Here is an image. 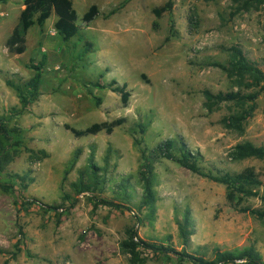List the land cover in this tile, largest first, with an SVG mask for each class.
Masks as SVG:
<instances>
[{"label": "rangeland", "instance_id": "1", "mask_svg": "<svg viewBox=\"0 0 264 264\" xmlns=\"http://www.w3.org/2000/svg\"><path fill=\"white\" fill-rule=\"evenodd\" d=\"M167 1L73 0L77 23L82 25L80 35L65 41L55 29L53 12L43 27H30L22 54L9 52L6 40L19 21L23 0L0 3V114L17 130L5 150L0 149V181L14 190L0 186V264L8 258V264H192L180 262L175 254L149 251L142 253L144 262L134 261L122 248L134 229L144 240L183 250L178 220L187 209L195 228L188 252L214 260L217 250L252 245L264 260V219L229 202L224 184L175 161H152L155 202L142 204L141 149L150 156L168 138H181L200 151L205 171L233 172L253 166L264 181V158L230 157L239 142L264 145V89L244 133L221 122L237 110L233 102H223L213 111L204 105L206 89L218 93L234 88L227 73L211 64H226L227 48L232 45H240L264 71V3L253 0L244 8L245 0H172V11L156 17L153 9ZM92 4L98 5L99 15L85 25L83 15ZM87 41L94 45L88 52ZM43 58L41 95L30 111L13 116L21 104L6 78L29 79L34 70L28 64ZM113 79L127 85L128 105L122 103L119 92L94 85L97 80L109 83ZM96 97L101 98L100 105ZM118 117L126 121L112 134L100 131L76 137L64 127L68 123L85 129ZM141 124L146 128L143 133ZM78 148V161L65 175ZM92 150L93 162L100 168L95 194L131 210L99 206L94 211L92 194L75 192L73 182L81 176L87 182L92 179ZM16 175L25 176V182ZM67 195L78 199L70 210L22 204L37 198L44 204L68 206ZM243 205L262 208L263 202L249 197ZM18 243L22 249L13 259L11 252Z\"/></svg>", "mask_w": 264, "mask_h": 264}, {"label": "trees", "instance_id": "2", "mask_svg": "<svg viewBox=\"0 0 264 264\" xmlns=\"http://www.w3.org/2000/svg\"><path fill=\"white\" fill-rule=\"evenodd\" d=\"M7 1L8 0H0V3ZM252 1L253 0H245L243 7H250ZM256 1L264 3V0ZM23 5L24 7L20 13L19 21L6 40V46L9 52L16 54L24 53L27 48L26 36L30 27L33 25L43 27L53 12L57 15V19L54 23L55 29L65 41H69L71 38L80 35L82 25L77 23L78 14L74 7L73 0H23ZM172 9L173 1L168 0L164 5L154 8L153 13L156 17H160L163 12L172 11ZM98 15V5L92 4L84 13L83 22L85 25H88L95 20ZM153 26H157L156 21H154ZM93 48V43L87 41L85 44V51L88 52L93 50ZM227 50L230 52V59L226 64L220 61H214L211 64L221 68L227 73V76L233 80L234 88L228 91H219L218 93L206 89L204 91L206 98L204 105L208 111H213L223 102H233L237 110L224 116L221 122L228 129L244 133L245 123L253 115L256 109V100L264 89V86H260L261 83L264 82V71L255 60L247 56L240 45H232L227 48ZM28 67L34 70L33 76L29 79L24 80L19 77L17 80H14L12 78H6V84L15 90L21 104V107L14 111L13 116L30 111L32 104L38 100L41 95L45 59H41L38 63L32 61L28 64ZM94 85L96 87L108 88L112 91L119 92L121 94L122 103L125 106L128 105L131 92L127 90L126 84H119L117 80L113 79L109 83H103L97 80ZM255 87L260 88L249 91V89ZM96 104H101V98L96 97ZM125 121V117H118L111 121L95 122L85 129H77L68 123H65L64 127L70 130L76 137H82L85 135L97 134L100 131L112 134L114 129L122 125ZM139 129L142 133L146 130L143 124L139 126ZM14 131L17 130L10 128L4 116L0 114V149L5 150L6 143L13 139ZM134 142L140 147V139L135 137ZM16 145H18V142ZM141 152L144 160L142 164V173L145 182L143 205L155 202V192L152 182V161L158 158H167L177 162L194 173L224 184L226 187V198L229 202L239 206L243 212H248L260 219H264V193H262L261 190L264 188V181L261 179V174L253 166H248L241 171L233 172L224 170H217L216 172L205 171L200 163L203 159V154L200 151L192 150L181 138H168L159 142L152 150L150 156H146L144 149H141ZM80 154L81 149H76L70 160V167L65 170V175H68L70 169L76 165ZM230 157L233 160H243L249 157L264 158V145H257L250 140L239 142L231 149ZM93 158L94 151L92 150L90 155L91 164L89 166L92 169V179L87 182L83 179V176H81L77 182H73L72 186L76 189L75 192L77 194L85 192L91 193L92 195L89 196V200L93 204L94 211H96L99 206H109L119 210L128 208L131 210V208L122 203L95 194L99 183L97 170L100 168L93 162ZM16 177L21 182H25V176L16 175ZM0 186L5 191H14L11 184L9 185L8 183L0 181ZM249 197H259L263 202V207L254 208L243 205ZM66 199H70L68 206L65 205L66 203L58 205L44 204L37 198H32L30 201L21 200L23 205L39 204L41 207L50 211L59 210L64 207L70 210L76 206L78 201L77 198H71L70 195H67ZM137 218L138 221L142 222L140 217ZM178 229L184 245L181 251L176 250L168 244L144 240L138 236L137 231L134 229L129 231L128 238L122 242V248L131 253L134 261L139 262H144L146 260V258L142 256V253L149 251L155 255L175 254L179 257L180 262L190 261L192 264H237L238 261H242L243 264H264L262 255L252 245L235 250H217L214 260H208L198 253L188 252L186 247L190 243L191 236L194 234L195 230L190 209L185 211L183 219L178 220ZM15 247L17 250L11 252V258L13 259L17 257L22 249L19 243L16 244ZM9 259L10 258L5 261V264H8Z\"/></svg>", "mask_w": 264, "mask_h": 264}, {"label": "crops", "instance_id": "3", "mask_svg": "<svg viewBox=\"0 0 264 264\" xmlns=\"http://www.w3.org/2000/svg\"><path fill=\"white\" fill-rule=\"evenodd\" d=\"M259 129H257V131H258Z\"/></svg>", "mask_w": 264, "mask_h": 264}]
</instances>
